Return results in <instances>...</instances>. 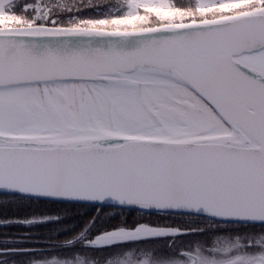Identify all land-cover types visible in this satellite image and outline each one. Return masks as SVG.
Wrapping results in <instances>:
<instances>
[{
  "label": "snow or ice",
  "instance_id": "obj_1",
  "mask_svg": "<svg viewBox=\"0 0 264 264\" xmlns=\"http://www.w3.org/2000/svg\"><path fill=\"white\" fill-rule=\"evenodd\" d=\"M0 264H264V0H0Z\"/></svg>",
  "mask_w": 264,
  "mask_h": 264
},
{
  "label": "trees",
  "instance_id": "obj_2",
  "mask_svg": "<svg viewBox=\"0 0 264 264\" xmlns=\"http://www.w3.org/2000/svg\"><path fill=\"white\" fill-rule=\"evenodd\" d=\"M113 2H114V0H94V3L100 4V5H107L108 3H113ZM176 2L181 3V4H188L191 2V0H176ZM82 14L94 15L95 12H94V9H92V8H85L82 10ZM81 211H87V210H81ZM123 217L127 218L129 223L135 222L136 219L140 218L139 214L135 213V212H133V213L125 212V213H123ZM83 219H84V217L76 215V216H73V218L69 221V223L71 226L77 227L82 222ZM143 219L146 221H150L152 223L164 222L162 218L156 217V216H152V217L145 216V217H143ZM61 238L62 239L64 238L63 235L61 236Z\"/></svg>",
  "mask_w": 264,
  "mask_h": 264
}]
</instances>
